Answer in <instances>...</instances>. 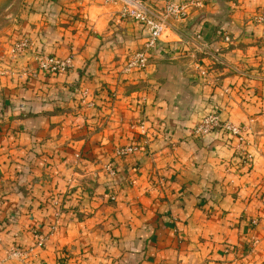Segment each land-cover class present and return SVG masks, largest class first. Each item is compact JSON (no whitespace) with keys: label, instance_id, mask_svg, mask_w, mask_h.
I'll use <instances>...</instances> for the list:
<instances>
[{"label":"crops","instance_id":"crops-1","mask_svg":"<svg viewBox=\"0 0 264 264\" xmlns=\"http://www.w3.org/2000/svg\"><path fill=\"white\" fill-rule=\"evenodd\" d=\"M263 8L206 0L125 73L146 32L120 4L27 0L34 48L0 63V264H264ZM39 52L73 68L40 72ZM212 111L247 130L249 162L224 132L194 135Z\"/></svg>","mask_w":264,"mask_h":264},{"label":"built area","instance_id":"built-area-1","mask_svg":"<svg viewBox=\"0 0 264 264\" xmlns=\"http://www.w3.org/2000/svg\"><path fill=\"white\" fill-rule=\"evenodd\" d=\"M205 1L186 0L176 2L175 0H164V6L158 8L149 4L146 0H105L106 3L120 4V14L125 18L141 23L146 32L144 46L130 53L124 64L123 71L131 73L134 70H145L148 66L150 55L157 48L165 32L169 30L171 21L185 19L193 10L202 8ZM254 21L258 24H264V8L254 17ZM226 40L228 41L229 38L227 37ZM33 48V41L29 37L23 36L12 44L9 50V57L14 62H17ZM34 62L38 71L50 75L65 74L73 68V58L71 56L58 57L39 52L35 55ZM197 69L199 74L204 77H208L211 74L210 70L203 66H197ZM217 132H224L236 140L235 148L244 157L245 162H249L253 158V155L248 151L251 143L246 135L247 130L229 120H224L218 111H212L203 116L194 129V135L201 139H205ZM137 150L138 146L136 144L124 145L115 149V155L117 157H125L134 154ZM105 168L110 174H115L112 163L106 164ZM111 198L115 199L116 196L112 195ZM60 217L61 210L57 204L55 210L56 222L52 224L51 232L56 230ZM251 223L252 226L256 227L259 220L253 219ZM37 232L35 234H38ZM256 243L257 241L255 240L254 244ZM26 255L27 252L18 244H12L6 250L7 258L21 259L26 257Z\"/></svg>","mask_w":264,"mask_h":264},{"label":"rangeland","instance_id":"rangeland-1","mask_svg":"<svg viewBox=\"0 0 264 264\" xmlns=\"http://www.w3.org/2000/svg\"><path fill=\"white\" fill-rule=\"evenodd\" d=\"M5 1L7 0L0 2V63L13 62V59L9 57V50L12 44L22 37L21 24L27 2V0ZM13 69L17 70V67L13 66Z\"/></svg>","mask_w":264,"mask_h":264}]
</instances>
